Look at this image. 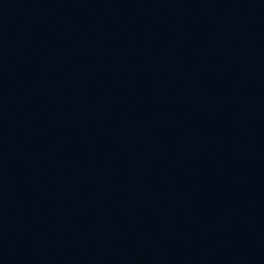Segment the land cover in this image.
<instances>
[{
  "label": "water",
  "instance_id": "1",
  "mask_svg": "<svg viewBox=\"0 0 264 264\" xmlns=\"http://www.w3.org/2000/svg\"><path fill=\"white\" fill-rule=\"evenodd\" d=\"M0 264H264V0H0Z\"/></svg>",
  "mask_w": 264,
  "mask_h": 264
}]
</instances>
